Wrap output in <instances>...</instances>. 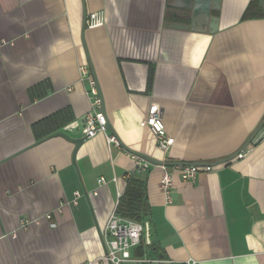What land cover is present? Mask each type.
Instances as JSON below:
<instances>
[{"label":"crops","instance_id":"1","mask_svg":"<svg viewBox=\"0 0 264 264\" xmlns=\"http://www.w3.org/2000/svg\"><path fill=\"white\" fill-rule=\"evenodd\" d=\"M0 42V264H110L101 234L132 178L144 235L123 264H264V141L193 183L168 167L170 203L164 169L136 173L134 159L214 163L263 123L260 0H0ZM81 66L107 117L91 139ZM153 105L175 140L167 153L145 125ZM57 132L86 138L75 161L72 142L45 140Z\"/></svg>","mask_w":264,"mask_h":264},{"label":"built area","instance_id":"2","mask_svg":"<svg viewBox=\"0 0 264 264\" xmlns=\"http://www.w3.org/2000/svg\"><path fill=\"white\" fill-rule=\"evenodd\" d=\"M103 13H93L86 19L87 28H96L104 24ZM2 42H0L1 46ZM81 82L87 83L89 89L87 96L92 101L93 113L89 114L85 118V127L83 134L87 139L96 137L98 134H105L107 131V117L102 111L103 102L98 88V84L92 72L88 66L80 67ZM148 119L145 125L149 126L151 132L156 137L158 148L167 153L174 144V138L166 133L165 126L163 124L162 116L157 105H153ZM109 144L119 145L118 140L114 136H107ZM243 155H239L238 158H242ZM136 168L135 172L140 173L148 169L150 164L144 159L135 156ZM164 169V174L160 182V189L165 195L166 201L171 202V192L174 188L173 177L168 171V167L161 166ZM215 168L210 164L200 163L198 165L190 166H177V170L180 174V178L185 183H193L196 181L197 176L202 172H211ZM99 184H105L104 178H101ZM95 195L96 192H95ZM76 199L80 197V193L75 194ZM47 219H51V216H47ZM29 224L25 222L24 225ZM102 238L106 246L105 261L110 264H123L131 261V250L137 248L142 241L144 235V226L133 220L124 219L115 211L109 218L105 230L102 232ZM183 264H198L195 261H187Z\"/></svg>","mask_w":264,"mask_h":264},{"label":"trees","instance_id":"3","mask_svg":"<svg viewBox=\"0 0 264 264\" xmlns=\"http://www.w3.org/2000/svg\"><path fill=\"white\" fill-rule=\"evenodd\" d=\"M251 15V8L246 13V17H250ZM64 114L56 115L52 118H49L38 125L44 126L63 118ZM144 201H143V194L141 190H139V184L136 180H132L129 182V186L127 192L121 196L119 205L117 208V212L120 216L124 217V219H130L136 222H140L142 219L141 217V208H143Z\"/></svg>","mask_w":264,"mask_h":264},{"label":"water","instance_id":"4","mask_svg":"<svg viewBox=\"0 0 264 264\" xmlns=\"http://www.w3.org/2000/svg\"><path fill=\"white\" fill-rule=\"evenodd\" d=\"M260 4L264 10V0H260ZM87 19V18H86ZM177 28H182L183 26H174ZM86 28V20H85V24H84V30ZM55 137H62L64 139H66L67 141L72 142L75 146H76V150L74 155V159L73 161H75V155H76V151L77 149L80 147V145L84 142V140H86V138H78V139H73L71 137H69L67 134L62 133V132H57L54 133L50 136H48L45 140L51 139V138H55ZM264 141V121L263 123L255 130L254 134L250 137V139L247 141V143L243 146V148L237 152L236 154H234L233 156H230L228 158H225L223 160H218L214 163H210V165H212L213 167H217L219 165L225 164V163H229L230 161L234 160L235 158H237L239 155L245 154L247 151V147L249 146H257L259 145L261 142ZM137 157H140L142 159H144L145 161H147L149 164H155V165H159V166H166V167H177V166H190V165H198V164H169V163H160L154 160H149V158L145 157V156H141L139 154H135Z\"/></svg>","mask_w":264,"mask_h":264}]
</instances>
